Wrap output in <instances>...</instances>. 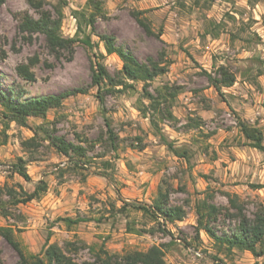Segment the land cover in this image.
Instances as JSON below:
<instances>
[{
  "label": "rangeland",
  "instance_id": "rangeland-1",
  "mask_svg": "<svg viewBox=\"0 0 264 264\" xmlns=\"http://www.w3.org/2000/svg\"><path fill=\"white\" fill-rule=\"evenodd\" d=\"M39 1L40 7L28 0L0 5V87L12 88L21 99L69 88L87 91L65 98L43 117H29L26 127L4 117L0 104V186L31 192L39 179L47 184L38 199L25 204L12 206L3 195L0 226L12 227L26 253H39L48 238L77 264H92L103 251L123 256L158 244L167 264H264V254L219 248L203 231L199 240L194 227L195 206L202 199L220 209L219 231L230 225L227 194H237L248 214L252 202L264 204V188L251 187L264 184V174L241 170L239 163L215 164L216 146H248L238 127L244 117L231 102L243 106L264 142V0H101L105 16L95 20L93 30L86 25L87 0L35 4ZM136 10H144L140 17L152 34L133 18ZM43 11L61 14V35L77 36L70 48L53 52L44 35L19 30L25 16L38 18ZM100 34L113 36L117 46L142 62L151 58L165 64L166 72L145 84L128 81L133 87L109 80L93 85L96 63L121 79L122 61L105 52ZM87 35L90 45L83 42ZM31 58H36L34 79L25 80L16 67ZM220 67L235 76V88L242 83L243 95L224 91L228 87L216 91L208 75L220 78ZM55 138L82 149L66 157L54 147ZM19 158L30 181L11 171ZM160 193L169 206L186 213L181 221L165 223V231L161 217L129 205H151ZM78 216L89 220L57 221ZM214 255L223 263L213 261ZM0 260L17 261L2 237Z\"/></svg>",
  "mask_w": 264,
  "mask_h": 264
},
{
  "label": "trees",
  "instance_id": "trees-1",
  "mask_svg": "<svg viewBox=\"0 0 264 264\" xmlns=\"http://www.w3.org/2000/svg\"><path fill=\"white\" fill-rule=\"evenodd\" d=\"M5 0H0V5ZM30 5L40 7L42 2L35 4V0H28ZM86 7L90 8V12L85 15L86 25L91 30L94 29L95 20L105 16L103 2L101 0H87ZM144 10H136L132 12L133 18L136 20L147 33L152 34V30L146 22L140 17ZM61 14L52 17L47 11L40 13L38 18L25 16L20 22L18 28L20 31L34 34L40 33L44 35L47 46L54 52H60L70 48L71 44L77 39V36L65 38L60 33ZM79 28V27H78ZM212 37L217 34L207 32ZM99 40L103 42L104 50L107 54H116L122 61V67L119 70L121 79L114 80L109 72L101 63H96L92 68V84L100 85L104 80H109L113 85H122L133 87L128 81L148 83L158 75L166 72L167 66L160 62L149 58L146 62L138 60L130 51L117 46L113 36L107 34L97 35ZM86 44H91L90 36L84 38ZM36 62V58L29 59L28 63L19 64L16 67L18 75L25 80H33L34 74L31 65ZM220 78H212V86L216 91H220L221 87H230L235 82V76L229 74L227 70L220 67L217 70ZM84 88H69L58 94H46L39 97L21 99L15 91L10 88L4 90L0 87V104L4 108L2 114L11 121H15L20 126L26 127L29 117H43L47 111L55 106L61 105L62 101L77 93H86ZM171 97L176 93H169ZM167 115L172 116L171 112ZM238 127L244 138L248 141L246 145L264 152L263 133L259 127L249 124L245 120L238 118ZM54 147L64 156L70 157V151H80L82 148L72 143L65 142L60 138H55ZM12 172L22 177L25 181H30L25 164L21 158L17 163L12 164ZM251 187L256 189L264 188V184H252ZM47 184L45 180L39 179L31 192L25 191L19 186V190L9 188L8 186H0V206L2 205V196L7 195L12 206L25 204L29 201L38 199L46 190ZM229 209L225 214V218L230 221L228 230L219 231L216 225L219 224V217L222 215L220 209L215 205L209 204L202 199L196 203L195 212L197 215L195 231L199 240V233L203 231L219 248L225 247L228 251L232 248L250 252L254 257H260L264 254V204L258 201L252 202L253 211L249 214L246 212L245 204L240 202L237 194H227ZM131 207L149 213L153 218H162L160 228L165 231V223H173L181 221L186 216L183 209L168 205L167 195L161 194L154 200L151 205L132 202ZM6 217V212L1 213ZM89 220L85 217H58L57 221H64L67 224H78ZM0 237H2L16 252L17 261L15 264H77L70 256H67L62 249L56 244H48V238L43 245L41 251L36 254L26 253L21 243L15 238L12 227L0 226ZM104 256L100 257L92 264H167L164 259V249L162 244L152 245L146 251H133L123 256L111 255L103 251ZM211 259L217 263H223L218 256H211ZM1 264V260H0Z\"/></svg>",
  "mask_w": 264,
  "mask_h": 264
},
{
  "label": "crops",
  "instance_id": "crops-1",
  "mask_svg": "<svg viewBox=\"0 0 264 264\" xmlns=\"http://www.w3.org/2000/svg\"><path fill=\"white\" fill-rule=\"evenodd\" d=\"M206 35H210V34H206ZM169 38V37H168ZM171 42H175V40H171V38H169ZM213 40H217V37H213ZM261 82L262 84H264V77H261ZM234 86H230L228 87V90H224V91H233V94H244V90H243V86L242 83H240V86L238 88H235V85L238 84L236 81L233 83ZM243 84H246L245 82H243ZM224 105L227 106V104L225 102H223ZM231 104V106L233 107V109H235L236 111H238L240 113V115H243L242 120H245L248 122V117L249 114H246L243 112V106L237 102H231L229 103ZM247 119V120H246ZM215 150L217 152V159L215 161V164L218 166L220 162H228V166H226V168H232L237 166V163H239V168L241 170H259V175L262 177L264 174V162L262 161V152L253 148V147H249V146H245L243 149H240L238 147H235L233 145H230L228 147H215ZM233 155V157H235V160L231 159V156ZM234 172V171H233ZM255 172V171H254ZM252 181H250L251 183ZM257 184L262 183V181L260 182H256Z\"/></svg>",
  "mask_w": 264,
  "mask_h": 264
}]
</instances>
